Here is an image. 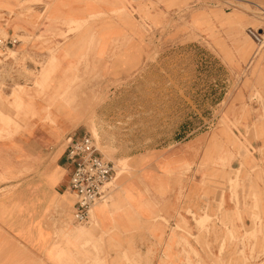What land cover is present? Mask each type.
Segmentation results:
<instances>
[{
  "label": "crops",
  "instance_id": "crops-1",
  "mask_svg": "<svg viewBox=\"0 0 264 264\" xmlns=\"http://www.w3.org/2000/svg\"><path fill=\"white\" fill-rule=\"evenodd\" d=\"M137 1L0 0V28L9 37L51 39L9 48L34 62L9 61L7 74L0 72V177L18 184L0 198V264H68L71 255L77 264L83 252L101 264H264V127L255 126L254 113L232 131L248 136L251 156L211 130L200 132L136 156L105 191L107 201L93 207L95 227L90 220L83 228L66 224L75 196L62 142L86 130L61 97L77 78L86 83L89 73L110 77L141 63ZM16 86L22 93L14 95ZM226 156L235 189L218 178Z\"/></svg>",
  "mask_w": 264,
  "mask_h": 264
},
{
  "label": "rangeland",
  "instance_id": "rangeland-1",
  "mask_svg": "<svg viewBox=\"0 0 264 264\" xmlns=\"http://www.w3.org/2000/svg\"><path fill=\"white\" fill-rule=\"evenodd\" d=\"M136 4L142 7L132 11L142 19L141 63L110 77L89 73L88 84L77 78L76 88L69 86L61 97L63 106L78 111L79 122L91 138V129L95 128L99 139L96 142L92 138L94 145L113 165L115 178L104 191L112 190L117 178L129 172L136 156L162 151L204 131L217 133L239 153L251 156L248 136L232 131H237L241 119L253 113L254 118L259 117L255 126L264 127V0H237L232 9L222 8L217 0H138ZM122 12H126L125 7L118 13ZM1 19L4 17L0 13ZM0 38H9L2 28ZM14 38L26 46L49 44L51 40L25 34ZM9 61L17 66L34 62L30 55L19 58L2 44L3 75L7 74ZM4 87L0 84V99ZM16 87L14 95L22 93V88ZM2 104L0 100V108ZM11 108L16 116L18 108ZM62 143L63 148L64 140ZM228 161V156L222 158L218 178L224 181L226 177L228 188L235 189L237 181L231 182L230 174L224 171ZM259 164L264 169V162ZM17 185H10L9 177H0V198ZM73 202L71 196L69 205ZM66 224L86 226L74 223L70 215ZM88 226L95 227L93 209ZM87 244L80 248L85 249ZM77 258L71 255L63 262L75 264ZM80 260L77 264H101L89 259L86 252Z\"/></svg>",
  "mask_w": 264,
  "mask_h": 264
},
{
  "label": "built area",
  "instance_id": "built-area-1",
  "mask_svg": "<svg viewBox=\"0 0 264 264\" xmlns=\"http://www.w3.org/2000/svg\"><path fill=\"white\" fill-rule=\"evenodd\" d=\"M217 1L222 8L232 9L237 0ZM19 43L14 37L0 38V45L7 49ZM64 143L65 161L72 166L68 190L75 196L71 218L76 224L86 225L93 207L105 199L104 187L111 181L113 165L99 153L90 135L77 139L68 136Z\"/></svg>",
  "mask_w": 264,
  "mask_h": 264
},
{
  "label": "bare ground",
  "instance_id": "bare-ground-1",
  "mask_svg": "<svg viewBox=\"0 0 264 264\" xmlns=\"http://www.w3.org/2000/svg\"><path fill=\"white\" fill-rule=\"evenodd\" d=\"M16 88L19 89V87H16ZM18 89H17V90H18ZM91 136H92V138H93L96 142L98 141V139H99V135L97 134L95 128H94V129H91ZM108 157H109V156H108ZM117 175H118V173H116V177H117ZM113 179H114V178H113Z\"/></svg>",
  "mask_w": 264,
  "mask_h": 264
}]
</instances>
